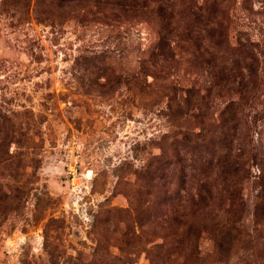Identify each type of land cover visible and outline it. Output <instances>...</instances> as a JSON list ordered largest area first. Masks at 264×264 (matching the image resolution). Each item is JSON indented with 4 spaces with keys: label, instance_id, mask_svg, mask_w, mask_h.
<instances>
[{
    "label": "rangeland",
    "instance_id": "374dc122",
    "mask_svg": "<svg viewBox=\"0 0 264 264\" xmlns=\"http://www.w3.org/2000/svg\"><path fill=\"white\" fill-rule=\"evenodd\" d=\"M0 264H264V0H0Z\"/></svg>",
    "mask_w": 264,
    "mask_h": 264
},
{
    "label": "trees",
    "instance_id": "16d2710c",
    "mask_svg": "<svg viewBox=\"0 0 264 264\" xmlns=\"http://www.w3.org/2000/svg\"><path fill=\"white\" fill-rule=\"evenodd\" d=\"M225 250H226V251H228V249H227V248H225Z\"/></svg>",
    "mask_w": 264,
    "mask_h": 264
}]
</instances>
